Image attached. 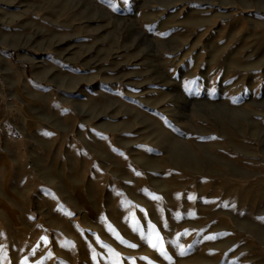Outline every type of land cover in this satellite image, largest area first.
Listing matches in <instances>:
<instances>
[{
    "label": "rangeland",
    "instance_id": "1",
    "mask_svg": "<svg viewBox=\"0 0 264 264\" xmlns=\"http://www.w3.org/2000/svg\"><path fill=\"white\" fill-rule=\"evenodd\" d=\"M0 264H264V0H0Z\"/></svg>",
    "mask_w": 264,
    "mask_h": 264
}]
</instances>
